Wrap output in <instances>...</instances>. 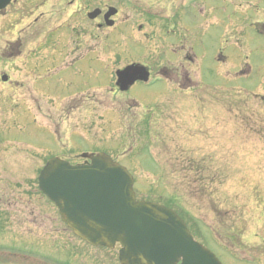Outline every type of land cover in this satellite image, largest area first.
<instances>
[{"label": "rangeland", "instance_id": "obj_1", "mask_svg": "<svg viewBox=\"0 0 264 264\" xmlns=\"http://www.w3.org/2000/svg\"><path fill=\"white\" fill-rule=\"evenodd\" d=\"M13 1L0 15V75L7 72L10 82L25 87L18 95L0 84L6 97L2 104H20L30 89L39 121L62 131L73 116V127H90V140H83L81 131L79 138L63 133L57 145L49 144L41 123L24 115L12 119L11 111L0 106V261L35 262L32 252L39 257L52 253L56 264H119L117 250L89 248L75 239L38 194L41 152L50 146L53 154L75 151V156L80 149L106 150L132 173L138 199L178 210L223 264H264V0H197L198 8L186 6L188 0ZM109 6L119 11L113 28H98L102 17L86 18ZM167 15L178 25L175 43L174 31L171 43L158 35ZM70 20L100 37L89 40L79 30H61L60 25L70 27ZM51 31L49 43L45 34ZM76 45L79 56L89 46L96 50L83 60L90 59L88 101H82L88 86L72 82L70 89L63 88V75L76 76L75 69L85 73L78 64L52 79L31 74L39 50L51 54L52 67ZM13 53V64L10 57L3 59ZM130 60L143 62L154 76L158 66L166 65L170 84H136L120 92L114 74ZM42 67L38 75L49 68ZM79 90L83 96L76 95ZM127 98L141 108L123 102ZM152 104L155 109L148 112ZM54 107H65L63 115L69 117ZM26 149L34 152L16 153Z\"/></svg>", "mask_w": 264, "mask_h": 264}, {"label": "water", "instance_id": "obj_2", "mask_svg": "<svg viewBox=\"0 0 264 264\" xmlns=\"http://www.w3.org/2000/svg\"><path fill=\"white\" fill-rule=\"evenodd\" d=\"M9 0H0L3 8ZM115 13L110 9L107 19ZM99 14L94 11L90 18ZM107 24H111L107 21ZM124 86L145 79L140 67L117 73ZM90 166L72 167L53 159L39 177L41 190L59 208L65 223L92 245L112 248L116 242L121 264H219L194 243L173 212L148 202H136L133 180L105 155L91 156Z\"/></svg>", "mask_w": 264, "mask_h": 264}]
</instances>
